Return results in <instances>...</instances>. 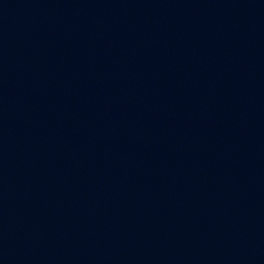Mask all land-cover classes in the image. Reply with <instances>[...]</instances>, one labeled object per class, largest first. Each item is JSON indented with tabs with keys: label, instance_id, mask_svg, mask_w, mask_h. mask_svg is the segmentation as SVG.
I'll list each match as a JSON object with an SVG mask.
<instances>
[{
	"label": "water",
	"instance_id": "95a60500",
	"mask_svg": "<svg viewBox=\"0 0 264 264\" xmlns=\"http://www.w3.org/2000/svg\"><path fill=\"white\" fill-rule=\"evenodd\" d=\"M0 264H264V0H0Z\"/></svg>",
	"mask_w": 264,
	"mask_h": 264
}]
</instances>
